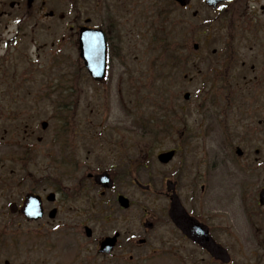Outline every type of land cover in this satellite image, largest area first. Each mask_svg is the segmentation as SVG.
Segmentation results:
<instances>
[{"label":"rangeland","instance_id":"374dc122","mask_svg":"<svg viewBox=\"0 0 264 264\" xmlns=\"http://www.w3.org/2000/svg\"><path fill=\"white\" fill-rule=\"evenodd\" d=\"M95 2L82 0L79 13L82 20L91 15V27L106 33L109 68L103 85L92 83L87 76L78 58L75 37L64 42L62 52H33L31 47V52L12 56L10 74L22 84L18 93L23 102L10 106L16 119L0 122V137L13 128L16 137L22 138L26 126L29 131L35 130L29 143L36 149L30 167L25 165L32 163L29 159L0 167V264H65L74 240L78 247L75 264H112V259L97 254L96 242L114 229L123 232L129 228L130 236L139 235L141 220L135 222L131 216L138 219L144 212L165 208L169 203L164 198L167 179L177 183L176 197L185 210L193 213L203 209L216 216L211 225L220 229V237L227 241L231 264H264V207L257 201L264 188V88L255 91V100L243 102L247 92L243 87L235 96L228 89V81L224 91L220 83L204 86V81L224 77L241 85L243 82L239 73L240 79L232 72L217 77L216 70L211 71V52H199L189 59V52H169L165 41L169 45L172 36H166L165 30L173 20L166 21V7L156 0H105L96 7ZM156 11L164 23V40L153 44L152 39L160 38L155 26L161 19L153 24ZM181 37L178 32L173 35L175 47L183 44ZM50 41L46 39L48 44ZM174 60L176 69L170 66ZM59 82L60 86L74 85L72 101L55 100ZM187 92L191 98L184 101ZM54 109L60 121L70 119L72 128L67 126L58 138L57 125L51 118ZM164 110L170 116L165 130L141 124V118L153 116L158 120ZM43 120L48 122L45 131L40 129ZM37 137L42 138L41 144ZM235 148L242 150L241 158L235 156ZM171 149H179L175 159L167 165L159 164L157 155ZM59 155L63 161L79 166L78 179L87 172L107 169L121 180L104 198L99 196V189L84 196L75 191L76 187L72 189L71 181L54 167ZM39 165L46 175L29 180L28 173L38 178ZM53 186L61 189L60 213L54 222H47L45 217L27 223L8 213L11 203L19 205L28 192L42 196L53 191ZM118 192L130 199L131 210L106 218L108 209L105 212L101 202H110ZM90 198L94 212L91 220L84 221L81 209ZM114 204L112 207L118 208ZM76 214L92 229L90 242L83 232L68 228ZM44 241L49 243L43 245ZM148 251L144 248L139 255L151 256Z\"/></svg>","mask_w":264,"mask_h":264},{"label":"flooded vegetation","instance_id":"af4514ba","mask_svg":"<svg viewBox=\"0 0 264 264\" xmlns=\"http://www.w3.org/2000/svg\"><path fill=\"white\" fill-rule=\"evenodd\" d=\"M81 1L0 0V106L11 104L17 100L13 89L15 81L13 75L10 74V71L13 70L12 56L17 52H31V47L34 48L33 52H61L63 41L66 38H76L80 23L86 19L82 20L79 13ZM157 1L162 5H167L170 9L167 20L170 18L173 20L168 32V35L172 36V41L175 24L178 32L183 36L184 43L177 47L172 44V51L177 49L180 52H196L197 54L211 52L210 62L213 71L224 70L225 74L232 72L237 79H240L239 74H241L243 82L241 85L238 81H204V86L207 83L210 86L220 83V87L225 88L227 85L225 83L228 81L230 83L228 88L236 90L243 87L251 98L255 96L252 89L264 88V0H184L187 3L183 7H180L174 0ZM160 15L161 13L159 18ZM160 19L162 20V18ZM47 38L51 40L49 49L47 48ZM196 60H202V57ZM235 90L232 95L236 96ZM55 100L57 102L72 101L73 97H57ZM234 101L237 102L235 99ZM13 117L14 114L9 112L6 106L5 109L0 107V122L12 121ZM63 126L65 130H67V126L71 127L69 121L64 122ZM70 129L72 130V128ZM13 131V128L5 130L4 136L0 137V167H4L7 162L24 163V159H29L32 162H25L26 167H30L33 165L36 147L29 142H32L35 130L29 131L25 126V135L22 138L16 137ZM38 139H36L37 142L41 144L42 139ZM20 151H23L21 155ZM58 159L59 162H55L54 167L60 170L61 176H65L71 181L72 189L76 187L77 193L80 192L85 196L92 189H99V193L102 194V189L93 183L89 175L101 173L103 170L87 172L84 178L82 175L78 179L79 166L75 162L70 164L68 161H63L60 155ZM39 169L38 178L31 173L27 174V178L34 181L43 179L46 175L45 170L40 165ZM114 169V166L109 168L111 172H114ZM107 172L115 185L117 180H121L116 173L112 175L109 171ZM135 178L132 180L133 184L136 182ZM46 181L47 179L44 184ZM52 189L53 191L44 192L42 195L43 199L48 193H54L56 196L54 203H47L48 209L43 202L44 213L47 214L50 210L56 209L55 218L48 219L50 222H54L60 213L58 202L61 198V189L56 186H53ZM109 192H105L104 195ZM119 195L124 194L118 192L114 195L112 202H101V205L105 207L104 211L106 212L108 209L106 218L110 217L112 213L124 212V210L112 207ZM164 198L169 200L170 196L164 193ZM90 200L91 198L81 209L84 221L91 220V214L94 212ZM160 200L166 203L163 198ZM168 205L164 209L158 207V211L155 209L154 212H144L143 216H139L138 219H135L136 216L130 215L135 222L141 220L140 234L137 236L136 234L130 236L128 233L132 230L129 228H124L123 232L120 229H114L109 235H106L119 234L114 249L108 255L112 259V264H132V262L134 264H162V262L166 264H221L212 260L204 250L188 239L174 225L169 217ZM110 206L112 208H109ZM189 215L206 225L210 236L218 244L227 248V241L220 237V229L211 225L216 216L207 214L203 209H197L193 213L189 212ZM79 217L80 215L76 214L68 228L77 229L74 232L81 234L88 226L79 221ZM48 220L46 221L48 222ZM144 224L151 226L144 228ZM92 239L93 231L92 236L86 238V241L90 242ZM75 242L76 240L72 245ZM144 248L149 249L147 254L151 256L139 255V251ZM198 256L200 257L198 258ZM74 259L75 256H72L69 264H75ZM206 259L207 262H205Z\"/></svg>","mask_w":264,"mask_h":264},{"label":"water","instance_id":"95a60500","mask_svg":"<svg viewBox=\"0 0 264 264\" xmlns=\"http://www.w3.org/2000/svg\"><path fill=\"white\" fill-rule=\"evenodd\" d=\"M79 50L80 58L83 60L84 65L92 78L97 81L103 79L105 76L106 67V42L103 33L98 30H89L86 28L81 29L79 33ZM184 99L188 100L189 95H184ZM42 126L45 128L46 124H43ZM173 154V152L161 154L159 155L158 159L162 163H167L173 157ZM236 154L240 156L242 155V152L237 150ZM100 182L105 183L103 177L100 179ZM119 201L122 207H127L128 204L126 200L120 198ZM260 204L264 205V190L260 193ZM11 211L14 213L16 208L12 206ZM20 212L24 214L28 220L40 218V200L35 197L28 196ZM199 243L214 257L219 258L221 255H223L220 249L215 247L211 241H202ZM111 245L112 244L110 241L105 240L101 244V250L106 251L108 246Z\"/></svg>","mask_w":264,"mask_h":264}]
</instances>
